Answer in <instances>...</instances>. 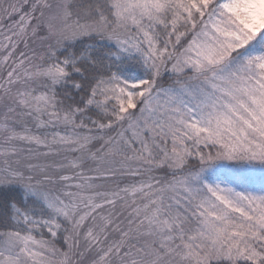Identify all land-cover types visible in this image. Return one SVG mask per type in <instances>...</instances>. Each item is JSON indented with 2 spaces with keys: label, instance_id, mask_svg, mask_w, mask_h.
I'll list each match as a JSON object with an SVG mask.
<instances>
[{
  "label": "snow or ice",
  "instance_id": "obj_1",
  "mask_svg": "<svg viewBox=\"0 0 264 264\" xmlns=\"http://www.w3.org/2000/svg\"><path fill=\"white\" fill-rule=\"evenodd\" d=\"M0 264H264V0H0Z\"/></svg>",
  "mask_w": 264,
  "mask_h": 264
}]
</instances>
